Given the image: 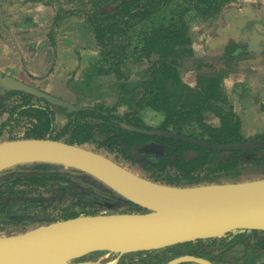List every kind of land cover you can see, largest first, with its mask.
Returning <instances> with one entry per match:
<instances>
[{"label": "trees", "instance_id": "trees-1", "mask_svg": "<svg viewBox=\"0 0 264 264\" xmlns=\"http://www.w3.org/2000/svg\"><path fill=\"white\" fill-rule=\"evenodd\" d=\"M107 1H95L94 8L89 12H85L84 7V11L80 9L78 12L85 19L99 46V55L96 57L93 70L100 76H112L118 81L117 92L121 96L119 104L126 103L132 107L134 102L136 109H151L159 113L163 117L161 126L164 129L171 127L183 131L192 124H198L204 131L202 135H209L211 140L218 143L242 142L243 140L239 138V119H235L236 116L232 112L223 116L218 103H227L224 79L231 70L235 71L229 64L239 61L244 57V53L235 55L238 46L232 45L221 59V65L217 66L210 59L206 63L196 62L191 47L192 24L197 20L206 21L220 14L230 0H124L119 5L101 9L100 6ZM132 64L143 67L142 78L135 83L129 82L128 79ZM190 69L198 73L196 88L182 81L183 73ZM13 95H20L22 101L10 110L9 122L20 117L31 118L32 126L27 135L30 137H50L105 155H113L120 151V141L124 137L141 136L129 132L119 124L122 119L113 115L115 108H85L79 112L67 113L64 108L51 106L46 102L45 106L35 104L34 101L39 99L30 94L10 92V96ZM52 108L67 117L65 124H62L55 136L56 111ZM212 113L223 118L221 127L213 128L206 123ZM9 122L1 127L0 137L2 128L9 126ZM259 138L264 140V134ZM234 154L240 156L238 161L243 159L242 152L237 151ZM252 162L263 164L264 150L251 151ZM48 166L49 164H32L3 172L2 175L8 176L5 179L6 183L14 182L12 186L6 188L21 191L25 187L41 186L40 183L44 186L46 178L41 172L54 169L52 166L47 168ZM34 171L37 173H32ZM9 195L0 189V200H7ZM0 214L9 217L15 213L2 208ZM23 217L18 216L22 219ZM75 217H79V214L63 217V220ZM35 218H41L39 220L44 222L52 219L36 216L23 220L26 222ZM251 236L255 237L256 247L264 250V232L247 231L137 255L139 261L144 264H163L170 258L185 253L217 260L234 245L247 243ZM151 255L158 256V260L148 261L147 257ZM134 261L132 258H122L120 264H134Z\"/></svg>", "mask_w": 264, "mask_h": 264}, {"label": "water", "instance_id": "water-1", "mask_svg": "<svg viewBox=\"0 0 264 264\" xmlns=\"http://www.w3.org/2000/svg\"><path fill=\"white\" fill-rule=\"evenodd\" d=\"M2 92L31 94L67 113L84 108L52 96L11 76L0 74ZM141 134L163 135L216 151L264 150V141L217 144L126 124ZM158 145H147L148 154ZM26 164L60 165L86 174L105 191L122 199V213L84 215L41 226L21 234L0 236V264H99L89 256L108 253L119 262L135 253L224 237L229 233L264 232V177L228 184L176 187L140 177L99 152L50 138L0 142V174ZM125 207V206H124ZM113 212L117 205L105 203ZM117 262H115L116 264ZM215 264L190 254L165 264Z\"/></svg>", "mask_w": 264, "mask_h": 264}, {"label": "flooded vegetation", "instance_id": "flooded-vegetation-1", "mask_svg": "<svg viewBox=\"0 0 264 264\" xmlns=\"http://www.w3.org/2000/svg\"><path fill=\"white\" fill-rule=\"evenodd\" d=\"M81 1H83L82 3L85 7L84 9H86L85 12H89L90 9L94 8V2L98 1V0H81ZM123 1L124 0H108L105 4L101 5L100 8L103 9L105 7H108V6H116V5L123 3ZM231 2H233V1L230 0L229 5ZM230 6L226 5L223 8L222 12L220 13L221 16L225 13V11L229 10L228 7H230ZM80 9L83 10V8H81L79 6L78 10H80ZM250 9L251 8H249V7L244 8V10H246L247 12L248 11L250 12ZM82 10H81V12H82ZM105 12H109V11H105ZM247 12H243L242 15L239 17L241 19L240 22L238 19L229 21L231 24H233L235 29H234V31H228V33H227L229 42H228L227 47L224 50L223 54L217 58H212V59L210 58V60H212L215 65H217V66L221 65V59L225 56V54H227L229 52L228 50H229L230 46H232V45L238 46V48L236 49L235 55H237V54L239 55V53H244V57H245L246 54H248L247 51L249 49V44H251L252 47L255 48L257 46L259 39H262L261 42H263V38H264V23H263V21L262 20H256V21L251 20V14L249 12H248L249 14H245ZM220 14L216 15L215 17L208 18L206 21L197 20L192 24V26H191L192 46L191 47L193 50H194L193 46L195 43V34H194V30H193L194 26L195 25H205L206 28L211 27L219 19L218 16ZM221 16H220V18H221ZM84 17H85V15H84ZM81 18L85 22V19L83 17H81ZM238 27L240 28V30H236ZM237 31H238L239 36L237 35ZM88 32L91 33V35L93 33L91 31V29H88ZM94 41H95V39H94ZM95 45L98 49V53L93 54L89 59L90 63L88 66L91 69L94 68L95 63H96V57L99 55V46L97 45L96 41H95ZM194 56L196 58V62L204 61L206 63L208 60L205 56L196 55L195 50H194ZM237 62L238 61H236V62L233 61L229 65L235 69ZM222 66H224V65H222ZM142 70L143 69L139 70L137 72L136 76H140L142 78ZM190 70H187L185 73L189 72ZM192 71H194L196 74V81H197L196 86L192 87L188 84L187 85L192 87V88H196L198 85V78H197L198 73L194 69H192ZM185 73H183V75ZM232 73H233V70L230 71L227 78H229ZM3 75H5V74H3ZM183 75H182V81H183V83H185L183 80ZM101 77H110V79H108V80L106 79V81H102L101 79H98L97 82H99V84L95 85L94 80L88 82V78L86 76V78H85L86 82L85 83H84L83 79H78L81 83H79L78 85L76 84V87H78L80 94H82L83 96L88 97L89 91H90V93H93L92 99L95 101L94 104H96V105L86 106L84 104L79 105L78 103L74 104V105L82 106L84 109L85 108H98V107H102L105 109L115 108V110L112 113L114 116L116 115L122 119V122L119 123L121 125L126 124V125H129L132 127H136V128H140V129H144V130H148V131H153V132L167 131V132H170L172 134L184 136L187 138H192V139L202 140V141H209V142H213V143H217V144H236V143H230V142L218 143L214 140H211L209 135H202V134H204V131H202V129L198 126V124H192V125L186 127V130H183V131H179V130L177 131L171 127L164 129L161 126V124H162L161 122H162V118H163L162 115H160L159 113H157L151 109H142V108L136 109L134 102H133L132 107H129L128 104H126V103H122V107L125 108V111L121 115H118V114H116V111H117L116 108L118 107L119 100L121 98V96L118 95L119 92H117L118 81L112 76H101ZM227 78L224 79V85H225V80ZM15 79H17V78H15ZM17 80H19V79H17ZM19 81H21V80H19ZM21 82H23V81H21ZM129 82H130V80H129ZM23 83L27 84L26 82H23ZM84 84H86V86H85L86 88L84 90H82V87L84 86ZM102 84H105L107 87H109V89L111 87L113 88L115 98H114V96H109L107 94L108 91H104V92H98L97 91V89H96L97 86L102 85ZM28 85L40 89L39 87H36L34 85H31V84H28ZM2 90L3 89L0 86V107H4L2 105H4V102L6 100L12 99L13 97H16V96H17V98L18 97L20 98V101H22L21 100L22 97L20 95L10 96V92H14V91L2 92ZM40 90H42V89H40ZM42 91H45V90H42ZM45 92H47V91H45ZM83 92H85V93H83ZM21 93H23V92H21ZM47 93H49V92H47ZM49 94H51L54 97L60 98L59 96H57L55 94H52V93H49ZM225 95L227 96V103L226 104L218 103V105L220 106V108L224 105L226 106L227 104L229 106H231L230 109H228V110L226 109V111H224V112L221 108V111H222L223 116H225V113L227 114L229 112H232V114H234L236 116L235 119H237V118L239 119V122H240L239 138H241L243 140L242 142L262 140L259 138L260 135H258V137L255 140H251V138H249V136H247V134H245L244 125L246 122L245 123L242 122L243 121L242 116L236 110L237 108L236 107L234 108V105H236L235 102L230 101V98H232L233 96L230 97L227 90H225ZM108 98L116 99L115 105H113L111 108H107L104 106L105 104H101V100H106ZM60 99H62V98H60ZM35 101L42 103L43 106H45L46 103H48L44 99H39V100H35ZM20 103L21 102H19L18 104H20ZM98 103H100V104H98ZM102 103H104V102H102ZM236 103L238 104L239 101L237 100ZM51 106H54V105H51ZM56 107H59V106H56ZM52 109L54 111H56L55 112V119H56V114H61V115L66 117V115L63 114L62 112H59V111L55 110L54 108H52ZM240 110H241V108H240ZM6 112H8V114H9L8 119L5 122L0 124V129L4 123L9 122V119L11 117L10 116L11 115L10 109L7 108ZM152 112L154 114H156L158 119H159V120L156 119V120H158V122H157L158 124H156L154 126L151 123V120L153 118L147 117L148 116L147 114H149V113L151 114ZM213 117L215 119L217 118L220 121V126H213L211 124L209 119H211ZM20 119H21V117L18 120H13V121L9 122L10 123L9 126H5L4 128H2V135L0 138H2L5 134H9L8 132H10L12 130V128L19 122ZM29 119H30L29 120L30 126L26 130V137L24 136L22 138L9 139L8 141L25 139V138H33L30 136H27L28 130L32 126L31 125V118H29ZM66 119H67V117H66ZM222 120H223V118L221 116H219V115L216 116V113H212V115L206 120V123L208 125H210V127L219 128L222 125V122H223ZM55 124H56V120H55ZM140 126H142V127H140ZM4 129H6L5 133H3ZM55 129H56V125H55ZM187 129L189 132H187ZM126 130H128V129H126ZM128 131L133 132L130 130H128ZM192 132H194V133H192ZM134 133H136V132H134ZM55 134H57V131H55L54 136H55ZM137 134H140L141 136L130 137V138L124 137L120 141V145H121L120 151L117 150L118 152L116 154L106 155V156L109 157L110 159H112L113 161H115V163L117 162L118 164L125 167L127 170L133 172L134 174H136L140 177H143L145 179H149L151 181L160 183V184H164V185H168V186H176V187H195V186H204V185H210V184L239 183V182H244V181H251V172L252 171L253 172H260V173L264 174V163L263 164L262 163L256 164L253 162L251 163V151H253V150L240 151V152H242L243 159L238 161L237 159H239L240 156L234 154V152H237V151H216V150L207 149V148H204L202 146L195 145V144H192V143H189L186 141H180L177 139L169 138V137H166L163 135H152V134H141V133H137ZM263 134H264V132H263ZM46 138H50V137H46ZM50 139H52V138H50ZM60 141H63V140H60ZM240 142H237V143H240ZM147 145H150V146L151 145L152 146L158 145L162 148V150L157 149V148H153V150L149 151L148 154H144L143 152H141V149ZM30 165H32V164H26V165H20V166L23 167V166H30ZM49 166H52V168H54V169L49 170V171L43 170L41 172L42 176L44 178H46V179H44L46 183H43L45 185L42 186V183H40L41 186L39 185L36 188L46 189L52 195L50 196V198L49 197H43L42 198V196L38 195L37 198L39 200L48 199V200H50V202H52V201L55 202V201H60L62 199H70L72 201L71 206L73 208H75L74 212H72L70 215L77 213V214H79V216L103 214V213H98V212H100L99 211L100 209L104 208L105 203H109V204L112 203L115 206L117 205V209L119 207H122V206H128V204H125V202L122 199L116 197L113 193H111L109 191L101 190V188L98 186V183L91 180V178H89L86 174L81 173V172L74 170V169H70V168L68 169V168L60 166V165H49ZM49 166L47 168H49ZM16 167H18V166H16ZM16 167H14V168H16ZM14 168H12V169H14ZM259 170H261V171H259ZM16 173H19V172H16ZM32 173H37V172L34 171ZM263 177H261V178H263ZM7 178H8L7 175L6 176L2 175V174L0 175V189L4 193L10 194L9 196H7L8 200H9V198L11 199L12 196H15L16 198L20 199L19 195L22 193V190L20 189L21 191H17L16 189L6 188V187L12 186L14 184V182L6 183L5 179H7ZM80 182H82L83 184H81ZM88 182H90V183L92 182L91 183L92 186H89V187L85 186ZM16 186H19V184H16ZM21 186H25V185H21ZM32 187H34V186L25 187L24 189L32 188ZM93 189H98L99 192H94ZM25 196L26 195H23V197H25ZM30 199H32V198H30ZM33 199H36V198H33ZM130 207H132V206H130ZM44 209H46V207ZM80 209L85 210V211H80ZM10 210L12 211V209H10ZM86 210H90V211H86ZM13 213H15V214H10L8 217L11 220L7 221L4 225L17 227V226L25 225L28 222H38V226L35 227V228H38L41 226H45V225L57 222L59 220H63V218L62 219L52 218L48 222H44L43 220H39L41 218H35V219H32L31 221L25 222L23 219L32 218V217H36V216H40V217L45 218V217H49L48 216L49 214L48 213H42V214L36 213L34 216L33 214L22 213V212H19L18 210L13 211ZM112 213L113 212H111L109 214H112ZM18 216H21V217L24 216V217L22 219V218H18ZM35 228H33V229H35ZM0 232H2V230H0ZM0 234H1L0 236L14 235V233H10V234L0 233ZM245 243L246 242H243V243L237 244V245L244 244V247L246 249H248V248L251 249V264H264V250L258 249L256 247L255 237L251 236L250 239L247 241V243L246 244ZM234 246L232 247V249L234 248ZM231 250H229L228 252H230ZM135 254H139V253H135ZM226 254L221 255L219 257V259H217V260H210V261H212L215 264L223 263L224 262L223 257ZM179 256H181V255H179ZM173 258H175V257H173ZM173 258H170L169 260H171ZM132 259L136 260V259H139V257L132 258ZM165 263H163V264H165ZM184 264H192V263H184Z\"/></svg>", "mask_w": 264, "mask_h": 264}, {"label": "crops", "instance_id": "crops-1", "mask_svg": "<svg viewBox=\"0 0 264 264\" xmlns=\"http://www.w3.org/2000/svg\"><path fill=\"white\" fill-rule=\"evenodd\" d=\"M80 3L81 0H0V73L56 95L64 88L77 96L74 89L79 92L78 79L85 83L86 76L88 82L94 80L95 85L99 84L98 79H110L101 77L89 66L85 69L88 55L82 52L91 49L97 54L98 49L79 15ZM243 12L247 11L231 4L213 26L194 27L196 55L207 59L220 57L229 42L228 31L235 29L229 21L238 19L240 22ZM248 12L245 14L250 13L251 20L264 23V0H251ZM74 18L83 20L85 30L78 29L77 33L68 30ZM84 31L91 35L95 48L81 44L73 35ZM65 33L67 35L63 36ZM261 40L255 48L249 44L248 54L237 62L235 71L225 80L229 96L239 101L236 104L241 108L239 114L244 123L251 120V115L264 118V38L263 42ZM183 80L196 86L195 72L191 69L183 75ZM96 89L98 92L109 90L110 95L111 88L105 84Z\"/></svg>", "mask_w": 264, "mask_h": 264}, {"label": "rangeland", "instance_id": "rangeland-1", "mask_svg": "<svg viewBox=\"0 0 264 264\" xmlns=\"http://www.w3.org/2000/svg\"><path fill=\"white\" fill-rule=\"evenodd\" d=\"M232 1L233 2H231L230 5L234 4V6L237 8H240V10H241V8L244 9L245 7L251 8V0H247V1H245V0H232ZM226 5L230 6L229 3H227ZM78 6H80L81 8L84 7L82 1H81L80 5H78ZM228 8L230 9V7H228ZM220 16H221V14L218 17H220ZM82 22H83V20L80 21V20L74 18L72 21V24L69 25L68 30L74 31L75 33H77L78 29L85 30ZM196 26L197 25H195L194 27H196ZM66 35L67 34L65 33L63 36H66ZM73 35L74 36L76 35V40L78 42H80L81 44H85V46H87L88 48H91V47L95 48V46L93 44L92 37L90 34H87V32L84 31V33L73 34ZM82 54L88 55V59H87L88 64L87 63L85 64V66H86L85 69H86V68H88V65L90 63V61H89L90 57L95 53H93L91 51V49H89L86 52L83 51ZM130 66H131L130 67L131 74H130V77L128 79H130L131 83H135L136 81L141 79V77L136 76V74L139 70H141L143 68L140 67V65H135V64H132ZM225 90H226V87H225ZM68 91H70V90L69 89L65 90L64 88H60L57 96H59L63 100L71 102L73 104L78 103L79 105L84 104L86 106L96 105V104H94L95 101L92 99L93 93H90V91H89L88 97L83 96L76 89H74V91L77 92V96L74 93H70ZM83 93H85V92H83ZM109 96H114V98H115V94L113 92L112 87L110 89V95ZM114 98L101 100V104H105L104 105L105 107L111 108L113 105H115L116 100ZM230 101L235 102V104H236L237 98L232 97V98H230ZM19 102H21V101H20L19 97L17 98V96L13 97L12 99L6 100L4 102V105H3L4 107H0V124L5 122L8 119L9 114H8V112H6L7 108L11 110L12 107L17 105ZM102 102H104V103H102ZM34 103L42 105V103H40L38 101H34ZM98 104H100V103H98ZM230 107L231 106H229L227 104L226 106H222L221 108L224 112V111H226V109L227 110L230 109ZM235 107L237 108L236 110L238 112H240V107L238 108L237 104L234 105V108ZM116 110H117L116 114L121 115L125 111V108L122 107V104H119L118 107L116 108ZM147 115H148L147 117L153 118L151 120V123L153 126L158 124L157 122L159 119H158L156 114H154L152 112L151 114L149 113ZM156 119H158V120H156ZM263 119L264 118H262L259 115L258 116L251 115V120H249L245 123L244 132H245V134H247V136H249V138H251V140H255L258 137V135L263 134V132H264V120ZM29 120L30 119L28 117H21L19 122L12 128V130L10 132H8L9 134H5L2 138H0V142L8 141L9 139L22 138L24 136L26 137V130L30 126ZM55 120H56V124H55L56 125V131L58 132L60 130V127L63 126L62 124H65L66 117L61 115V114H56ZM209 121L211 122V124L213 126H220V121L217 118L215 119L213 117V118L209 119ZM5 130L6 129L3 130V133H5ZM187 132H189L188 129H187ZM263 176H264V174H262L260 172H253V171L251 172V180L256 179V178H261ZM80 183L83 184L82 182H80ZM91 183L88 182L85 186H87V187L92 186ZM36 187H38V186H34L32 188H26V189L22 190V193L19 195L20 199L16 198L15 196H12L11 199L9 198V200L8 199L7 200H0V209L6 208V209H12V211L18 210L19 212L26 213V214L48 213L49 214L48 216L51 218H54V219H62L63 217L69 216L72 212H74L75 208H73L71 206L72 201L70 199H62L60 201H55V202H53V201L50 202V200H48V199L39 200L37 198L38 195L42 196V198L43 197H49L50 198V196L52 194L46 189H41V188L39 189ZM93 191L99 192L98 189H93ZM23 195H26V196L23 197ZM30 198H32V199H30ZM33 198H36V199H33ZM45 207H46V209H44ZM127 209L128 208L126 206L125 207L122 206L116 210H113V213L126 212ZM80 211H85V210L80 209ZM86 211H90V210H86ZM99 211L100 212H98V213H103V214H106V213L109 214L112 212V211L107 210L105 208L100 209ZM9 220H11V219L0 214V230H2V232H0V233L21 234V233L29 231V230L38 226V222H28L25 225H21V226H17V227L4 225ZM138 256L139 255H137V254H135V255L130 254V255H126L123 258H130L131 259V258H136ZM104 258H106V259H104ZM87 260L90 262H95V263H99V264H115V262H117L116 264H120V262H121V260L119 262L117 261V257L115 255L108 254V253L95 254V255L89 256L87 258ZM147 260L155 262L158 260V256L151 255V256L147 257ZM223 260H224V262L219 263V264H251V249H249V248L246 249L244 247V244L235 245L234 248L230 252H228L226 255H224ZM133 263L134 264H144L143 262H140L139 259H136Z\"/></svg>", "mask_w": 264, "mask_h": 264}, {"label": "bare ground", "instance_id": "bare-ground-1", "mask_svg": "<svg viewBox=\"0 0 264 264\" xmlns=\"http://www.w3.org/2000/svg\"><path fill=\"white\" fill-rule=\"evenodd\" d=\"M104 259H106V258H104Z\"/></svg>", "mask_w": 264, "mask_h": 264}]
</instances>
